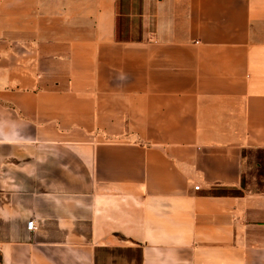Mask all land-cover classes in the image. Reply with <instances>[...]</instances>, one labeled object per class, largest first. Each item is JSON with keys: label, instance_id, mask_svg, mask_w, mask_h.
<instances>
[{"label": "crops", "instance_id": "1", "mask_svg": "<svg viewBox=\"0 0 264 264\" xmlns=\"http://www.w3.org/2000/svg\"><path fill=\"white\" fill-rule=\"evenodd\" d=\"M5 4L1 264H264V0Z\"/></svg>", "mask_w": 264, "mask_h": 264}, {"label": "built area", "instance_id": "2", "mask_svg": "<svg viewBox=\"0 0 264 264\" xmlns=\"http://www.w3.org/2000/svg\"><path fill=\"white\" fill-rule=\"evenodd\" d=\"M195 189L198 190V189H199V186H196ZM27 229H28L29 231H34V230L36 229L35 222H34V221H29V222L27 223Z\"/></svg>", "mask_w": 264, "mask_h": 264}, {"label": "rangeland", "instance_id": "3", "mask_svg": "<svg viewBox=\"0 0 264 264\" xmlns=\"http://www.w3.org/2000/svg\"><path fill=\"white\" fill-rule=\"evenodd\" d=\"M5 1L6 0H0V14L1 12L4 11L5 7H6V4H5ZM20 1V0H19ZM10 6V5H9Z\"/></svg>", "mask_w": 264, "mask_h": 264}, {"label": "trees", "instance_id": "4", "mask_svg": "<svg viewBox=\"0 0 264 264\" xmlns=\"http://www.w3.org/2000/svg\"><path fill=\"white\" fill-rule=\"evenodd\" d=\"M0 264H1V254H0Z\"/></svg>", "mask_w": 264, "mask_h": 264}]
</instances>
